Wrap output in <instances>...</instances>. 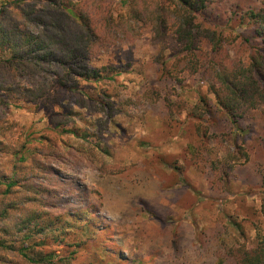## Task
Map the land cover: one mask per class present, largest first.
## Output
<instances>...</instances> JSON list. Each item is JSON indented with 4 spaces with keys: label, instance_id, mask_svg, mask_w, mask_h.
<instances>
[{
    "label": "trees",
    "instance_id": "16d2710c",
    "mask_svg": "<svg viewBox=\"0 0 264 264\" xmlns=\"http://www.w3.org/2000/svg\"><path fill=\"white\" fill-rule=\"evenodd\" d=\"M119 3L116 12L112 0H0V264H77L87 240H100L91 204L74 212L59 207V192L73 197L77 189L56 178L53 162L106 171L105 149L75 119L73 104L103 114L95 121L103 127L130 106L158 107L167 130L185 113L187 151L210 188L224 191L241 161L264 183V0ZM147 27L155 53L135 99L92 88L117 76L92 59L112 46L132 50ZM184 74L207 86L193 105L173 97ZM25 76L44 78L25 86L18 82ZM63 98L62 114L49 121L54 138L22 134L8 120L22 101L47 109ZM210 145L225 158L212 159ZM259 213L264 222V201ZM255 240L223 243L216 264H264L261 228ZM104 256L127 264L118 254ZM100 258L94 254L91 264Z\"/></svg>",
    "mask_w": 264,
    "mask_h": 264
},
{
    "label": "rangeland",
    "instance_id": "374dc122",
    "mask_svg": "<svg viewBox=\"0 0 264 264\" xmlns=\"http://www.w3.org/2000/svg\"><path fill=\"white\" fill-rule=\"evenodd\" d=\"M112 1L116 12L123 10L119 0ZM150 36L147 27L132 50L112 46L93 58L92 66L114 68L110 73L117 76L111 83L104 81L91 87L105 88L109 94L120 95L121 100L135 99L147 81V63L155 53ZM184 77L173 97L177 99V94L193 105L207 95V86L192 81L188 74ZM43 78L25 76L18 82L30 86ZM62 100L60 107L47 109L22 101L10 108L8 120L16 123L22 134L54 138L49 121L62 114L65 98ZM72 107L75 119L80 124L86 122L105 149L106 165V171H102L52 163L56 178L77 189L73 197L59 192V207L74 212L88 203L100 220V240H87V249L77 264H91L94 254L102 257L100 264H117L104 256L105 252L118 254L127 264H216V253L223 243L255 245L256 228L264 232L259 213L264 183L247 171V162L241 161L224 191L210 188L203 169L194 164L187 151V136L181 130L188 125L185 113L172 118L171 125L176 129L167 130L158 107L130 106L103 127L95 123L103 119V114L74 104ZM61 139L66 141L67 137ZM210 150L212 159L225 158L224 150L217 145H210Z\"/></svg>",
    "mask_w": 264,
    "mask_h": 264
}]
</instances>
